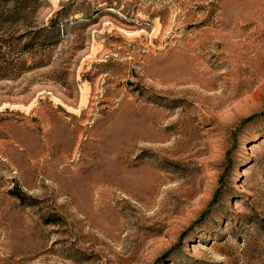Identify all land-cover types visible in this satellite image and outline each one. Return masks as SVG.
Listing matches in <instances>:
<instances>
[{
	"label": "rangeland",
	"instance_id": "374dc122",
	"mask_svg": "<svg viewBox=\"0 0 264 264\" xmlns=\"http://www.w3.org/2000/svg\"><path fill=\"white\" fill-rule=\"evenodd\" d=\"M0 264H264V0H0Z\"/></svg>",
	"mask_w": 264,
	"mask_h": 264
},
{
	"label": "trees",
	"instance_id": "16d2710c",
	"mask_svg": "<svg viewBox=\"0 0 264 264\" xmlns=\"http://www.w3.org/2000/svg\"><path fill=\"white\" fill-rule=\"evenodd\" d=\"M65 10H66L65 8H61L59 11H57V14H56V16H54V19L50 23L49 28H47L48 29V32H50V33L58 32L59 24H60L58 21H61L60 18L63 16L62 13L65 12ZM45 30H46V28L45 29H41L39 31V33H43V31H45ZM50 40H52L50 37L49 38H46V39L41 38L40 39V42H46V41H50Z\"/></svg>",
	"mask_w": 264,
	"mask_h": 264
}]
</instances>
